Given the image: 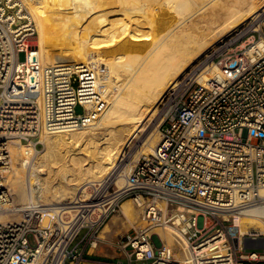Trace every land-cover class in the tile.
Masks as SVG:
<instances>
[{
  "label": "built area",
  "instance_id": "built-area-1",
  "mask_svg": "<svg viewBox=\"0 0 264 264\" xmlns=\"http://www.w3.org/2000/svg\"><path fill=\"white\" fill-rule=\"evenodd\" d=\"M15 1L0 0V146L4 148L11 133L22 142L43 131L89 127L107 107L93 67L84 63L46 66L37 51L27 54L31 71L27 87L37 97L23 95L26 87L17 81L19 55L35 26ZM160 111L161 140L155 155L138 160L123 188L116 181L88 186L85 195L90 194V199L61 205L53 224L41 225L48 208L14 204L4 182L11 152L2 151L0 264H82L81 250L73 246L82 231L87 230L86 240L95 242L99 229L120 212L123 202L141 196L151 201L143 213L148 225L121 235L116 243L127 264H213L225 259L234 264L264 263L260 248L237 250L226 242L210 247L207 242L211 235L225 232L228 211L261 205L264 200L260 195L264 189V23L248 22L219 42L180 77ZM4 216L21 220L3 221ZM157 228H170L182 239L190 250L189 259L175 258L167 241L155 233ZM30 234L37 240L36 247L30 245Z\"/></svg>",
  "mask_w": 264,
  "mask_h": 264
},
{
  "label": "bare ground",
  "instance_id": "bare-ground-1",
  "mask_svg": "<svg viewBox=\"0 0 264 264\" xmlns=\"http://www.w3.org/2000/svg\"><path fill=\"white\" fill-rule=\"evenodd\" d=\"M126 1H15L20 11L27 10L22 15L35 26V33L25 41L19 55L17 81L26 87L23 95L27 99L37 97L27 87L31 74L27 54L37 51L46 66L84 63L93 67L107 102L104 112L89 127L43 131L22 142L16 139L17 133H11L7 147L0 146V153L11 152L4 182L14 204L48 208L41 225L53 224L61 205L89 200L90 194L85 195L88 186L116 181L123 188L135 161L140 156L155 155L161 140L160 106L180 77L244 24L258 26L264 22V0H138L136 8L125 6ZM146 29H154L157 36L150 37ZM145 135L138 153L128 157L126 149L132 139ZM260 195L264 199V189ZM147 207L142 196L125 201L122 217L134 225L137 221L131 215L138 218ZM228 212L234 217L226 234L219 231L208 237L210 247L225 243L228 236L237 250L242 249L244 237H248L247 244L264 246V200L261 205ZM140 217L143 220V215ZM16 219L21 220L20 216L2 217L3 221ZM120 223L113 217L106 236ZM168 229L167 238L155 233L167 240L172 250L183 249V260L189 259L187 244ZM220 257L223 255L216 256ZM213 264L234 263L225 259Z\"/></svg>",
  "mask_w": 264,
  "mask_h": 264
},
{
  "label": "rangeland",
  "instance_id": "rangeland-1",
  "mask_svg": "<svg viewBox=\"0 0 264 264\" xmlns=\"http://www.w3.org/2000/svg\"><path fill=\"white\" fill-rule=\"evenodd\" d=\"M139 2H138V0H129V1H126L125 3H124V5L125 6H133V7H131V8H136V7H138L139 5ZM115 6L113 5V8H114ZM112 8V6L111 7H109V9H111ZM112 8V9H113ZM123 17V16H122ZM113 18V17H112ZM117 18L119 19L120 17H118L117 16ZM113 19H115V20H117L116 18H113ZM264 23V22H263ZM146 31L148 32V34L150 35V37H156L157 36V32L154 30V29H146ZM76 111H77V113H82L83 112V109H82V107H77V109H76ZM148 124H150L149 122L147 123V125ZM146 137V135L145 136H141V137H134L133 139H132V141H131V143H130V145L127 147V149H126V152H127V156L128 157H132V156H134L136 153H138V151L140 150V148H141V146H142V143H143V140H144V138ZM161 138V133H159V139ZM128 157H127V159H128ZM140 158H142V156H140ZM140 158H138V160L140 159ZM138 160L137 161H135V163L133 164V166H135L136 165V163L138 162ZM124 166V165H123ZM119 185V184H118ZM122 185V184H121ZM120 186V185H119ZM132 199H134V198H128V199H126L125 201H128V200H131L132 201ZM124 201V202H125ZM123 202V203H124ZM146 202H147V206H149V204L151 203V201L149 200V199H146ZM158 206L160 207V208H162L163 209V212L164 213H166V208H165V204L164 203H158ZM146 209V208H145ZM145 212V210L143 209L142 211H140V215H143V213ZM163 213V214H164ZM140 215H139V217L137 218V216H134V215H131V219L133 220H136L137 222H136V224H134L133 225V223L131 222V220L129 221L126 217L125 218H123L122 217V208H121V210H120V212L119 213H117V214H115L114 216H112L100 229H99V231H98V233H97V238H96V243H97V245H98V252H101V253H103V254H106V255H109L110 253L107 251V249L108 248H106L105 246H104V244H101L100 243V241H107V240H112V241H114V242H116L117 243V241H118V238L121 236V235H125V234H127V233H129V234H132V233H134V231L135 230H142V229H144L147 225H148V223L146 222V221H144V220H142V218L140 217ZM113 217H118L119 219H120V221H121V223H120V226L117 228V230H115V232L112 234V235H109L108 237L106 236L107 234L105 233V231H106V227H107V225H108V223L111 221V219L113 218ZM234 217V215H231V216H227L226 217V219H228L229 220V222L227 223V225H229L230 223H231V219ZM155 231L157 232V233H161V234H163L164 236H165V238H167V231H170L169 229H166V230H164V229H161V228H157V229H155ZM214 231H212L210 234H212ZM86 233H87V230H84V231H82V233L80 234V236L77 238V240L75 241V243H74V245L75 244H78L81 240H82V238L86 235ZM225 234H226V230H225ZM248 237H244V245H243V247H247V248H249V249H252V248H260V249H262V250H264V246H261V245H259V244H247V243H245L246 242V239H247ZM28 239H29V242H30V245H31V247H36L37 246V240H36V238H35V236L33 235V234H30L29 236H28ZM167 241V240H166ZM226 243H227V246H232L233 248L235 247V244H234V241L228 236L227 237V240H226ZM112 249H114V253H116V255H120L119 253H117L118 251H117V245H116V247L114 246ZM259 250V249H258ZM182 251H183V249L181 250V249H177V248H174L173 250H172V252H171V254L175 257V258H177V259H179V260H183L184 259V256H183V253H182ZM264 264V263H263Z\"/></svg>",
  "mask_w": 264,
  "mask_h": 264
},
{
  "label": "crops",
  "instance_id": "crops-1",
  "mask_svg": "<svg viewBox=\"0 0 264 264\" xmlns=\"http://www.w3.org/2000/svg\"><path fill=\"white\" fill-rule=\"evenodd\" d=\"M100 243L108 248L107 251L110 253L109 255L98 252V245L94 246V241L91 239L86 240L85 236L78 244H73L74 247L77 246L81 250L83 258L82 264H127L121 255H116V253H114V249L112 248L114 246L116 247V242L107 240L100 241Z\"/></svg>",
  "mask_w": 264,
  "mask_h": 264
},
{
  "label": "trees",
  "instance_id": "trees-1",
  "mask_svg": "<svg viewBox=\"0 0 264 264\" xmlns=\"http://www.w3.org/2000/svg\"><path fill=\"white\" fill-rule=\"evenodd\" d=\"M247 264H251V263H247ZM256 264H263V263H256Z\"/></svg>",
  "mask_w": 264,
  "mask_h": 264
}]
</instances>
